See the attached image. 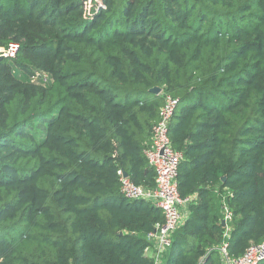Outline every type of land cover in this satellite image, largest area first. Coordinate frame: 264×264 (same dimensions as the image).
Here are the masks:
<instances>
[{
	"label": "trees",
	"instance_id": "trees-1",
	"mask_svg": "<svg viewBox=\"0 0 264 264\" xmlns=\"http://www.w3.org/2000/svg\"><path fill=\"white\" fill-rule=\"evenodd\" d=\"M12 43L0 264H154L164 214L126 199L118 172L155 188L145 151L168 97L190 201L164 264H224L225 206L230 257L264 240V0H0V49Z\"/></svg>",
	"mask_w": 264,
	"mask_h": 264
},
{
	"label": "built area",
	"instance_id": "built-area-1",
	"mask_svg": "<svg viewBox=\"0 0 264 264\" xmlns=\"http://www.w3.org/2000/svg\"><path fill=\"white\" fill-rule=\"evenodd\" d=\"M91 2V0H89ZM20 46L16 43L10 44L7 48L0 49V57L14 59L19 52ZM42 78L37 75L33 80ZM44 77L43 81L47 82ZM180 105L179 99L168 97L164 108L160 113L159 121L153 126L152 139L149 148L145 151L149 165L154 169L155 188L147 189L134 184L129 177L119 171L120 193L130 201H148L164 214V222L158 224L153 233L148 235V240L154 245L155 253L148 256L151 246L146 249V256L153 259L154 264H164V255L172 245L175 232L184 224L185 219L181 208L187 205L190 199H182L178 190L179 165L183 154L176 151L170 139V125L176 110ZM233 215L228 207H224V218L226 231L224 241L218 250L224 264H261L264 262V240L260 244H252L247 251L239 258H232L228 254V241L231 237Z\"/></svg>",
	"mask_w": 264,
	"mask_h": 264
},
{
	"label": "crops",
	"instance_id": "crops-1",
	"mask_svg": "<svg viewBox=\"0 0 264 264\" xmlns=\"http://www.w3.org/2000/svg\"><path fill=\"white\" fill-rule=\"evenodd\" d=\"M192 199L195 200V198H191V201H193ZM181 211H182V214L184 216V219L185 218L187 219L188 218V204L183 206L181 208ZM186 219H185V221H186ZM154 253H155L154 245H151L148 256L152 257V255H154Z\"/></svg>",
	"mask_w": 264,
	"mask_h": 264
},
{
	"label": "water",
	"instance_id": "water-1",
	"mask_svg": "<svg viewBox=\"0 0 264 264\" xmlns=\"http://www.w3.org/2000/svg\"><path fill=\"white\" fill-rule=\"evenodd\" d=\"M3 58H4V57L1 56V57H0V61H2ZM161 92H162V89L159 88V87H155V88H152V89L150 90V93H151V94H154V95H156V96L160 95ZM124 176H125V177H128V175H127L126 173H124ZM222 181L225 182V181H226V177H223V178H222ZM192 200H193V199H192ZM222 224H223V226H225V223H224V222H223ZM121 235H122V233H121Z\"/></svg>",
	"mask_w": 264,
	"mask_h": 264
},
{
	"label": "rangeland",
	"instance_id": "rangeland-1",
	"mask_svg": "<svg viewBox=\"0 0 264 264\" xmlns=\"http://www.w3.org/2000/svg\"><path fill=\"white\" fill-rule=\"evenodd\" d=\"M181 213H182V211H181ZM183 215V214H182ZM184 217V216H183Z\"/></svg>",
	"mask_w": 264,
	"mask_h": 264
}]
</instances>
